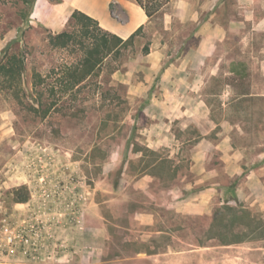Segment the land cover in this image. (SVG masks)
<instances>
[{"label":"rangeland","instance_id":"rangeland-1","mask_svg":"<svg viewBox=\"0 0 264 264\" xmlns=\"http://www.w3.org/2000/svg\"><path fill=\"white\" fill-rule=\"evenodd\" d=\"M28 1L0 0V60L27 47L18 97L0 77V264H264V209L247 207L264 196L244 176L264 186V21H237L264 0H152L151 17L136 0H78L129 40L43 116L32 70L54 79L78 54L47 38L70 14L49 25Z\"/></svg>","mask_w":264,"mask_h":264},{"label":"trees","instance_id":"trees-1","mask_svg":"<svg viewBox=\"0 0 264 264\" xmlns=\"http://www.w3.org/2000/svg\"><path fill=\"white\" fill-rule=\"evenodd\" d=\"M151 1L136 0L147 17H151L159 9V5L150 3ZM26 2L30 1L26 0ZM24 37L26 34L22 36L23 41ZM47 38L53 48L71 47L78 55L70 63H60L57 69L58 75L54 79H50L52 74H56L54 68L47 72L32 70L30 86L31 92L36 94L33 100L37 106L29 105V108L37 113L41 111L42 116L52 108L56 109L57 102L63 95L75 94L83 80L98 73L104 57L129 40V38L123 40L102 28L97 19L78 9L71 12L67 28L57 33H49ZM24 42H27L26 39ZM26 48L24 51L9 50L0 60L1 88L10 90L16 97L22 88L23 76L27 74L24 53L27 52ZM14 194L16 202H25L28 198L27 195L19 194L17 191H14Z\"/></svg>","mask_w":264,"mask_h":264},{"label":"crops","instance_id":"crops-1","mask_svg":"<svg viewBox=\"0 0 264 264\" xmlns=\"http://www.w3.org/2000/svg\"><path fill=\"white\" fill-rule=\"evenodd\" d=\"M36 1L38 2V0H36ZM42 2L44 5L42 7H40L38 12H35V13L32 12L33 16L39 20H43L46 22L47 20H46L45 14L54 11L55 15L53 16V19L51 20L53 22V24H56V22L58 23L59 22L58 20L61 19L62 17L65 20H67L69 14H71V11H73L75 9H79L78 0H62V2L59 4L49 3L48 0H41V4H42ZM251 2H254V1L252 0ZM63 7L65 9H63ZM62 10H67L66 12H64L65 14L67 13L66 16L64 15V13H62ZM237 21H241L242 23L248 22L247 24L248 25L251 24V29L254 30L255 27H258L261 24V22L264 21V14L261 17L257 16V14L255 13V9L252 8L250 11V15H245L242 18H238ZM64 22H66V21H64ZM46 23L50 25L49 22H46ZM220 27L222 29H224V31H225L226 27L224 26V24H221ZM242 27L243 26H241L240 28H242ZM261 66L264 67V55H263V60H262ZM261 96H264V93H262ZM203 143H211L212 144V142L206 141V140H204ZM191 147L197 148L196 143H192ZM194 151H196V149ZM194 158H196V159H194L195 161H193V163H194V165L192 167L193 170H195V168H197V166L200 164V162L197 161L200 157L197 158V156H194ZM203 163H204V165L206 164V155L204 156ZM240 169H241V164L238 163V161H237L234 170H230L229 172H231V173H233L234 171L239 172ZM203 170H204L203 171L204 178H211L213 176L212 175L213 170L211 169V167L206 168V166H205V168ZM244 176L249 180H252L255 182L257 181V183L259 182L257 189H256L257 194L259 193L262 196H264V186L261 183V180H260L261 178H260V175L258 173L257 168H255V167L250 168ZM145 177H147V176H145ZM148 178H150V176H148ZM143 191H155V190L147 187V189L145 188V189H143ZM169 191H175L173 186L169 189ZM205 191H211V188L207 189ZM235 191H236L237 198L242 199L243 198L242 197L243 196L242 195L243 190L242 189H236ZM238 191H240V193ZM247 207L252 209V210H255V211H259V210L264 209V207L257 205V204H252V205L250 204V205H247ZM92 230H95V231H92L90 236H92L93 234L96 236L95 237L96 239L93 240L92 245H98V243H100V242L103 243L104 239L106 238L105 237V235H106L105 227L104 226H97L96 228H92ZM83 241H84V237H83Z\"/></svg>","mask_w":264,"mask_h":264}]
</instances>
